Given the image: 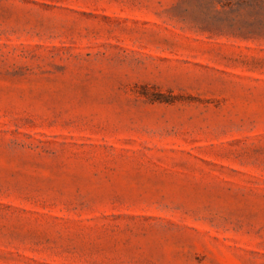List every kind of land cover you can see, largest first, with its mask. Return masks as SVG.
I'll return each mask as SVG.
<instances>
[{
    "label": "rangeland",
    "instance_id": "obj_1",
    "mask_svg": "<svg viewBox=\"0 0 264 264\" xmlns=\"http://www.w3.org/2000/svg\"><path fill=\"white\" fill-rule=\"evenodd\" d=\"M0 264H264V0H0Z\"/></svg>",
    "mask_w": 264,
    "mask_h": 264
}]
</instances>
